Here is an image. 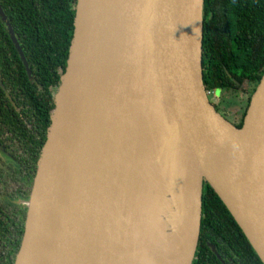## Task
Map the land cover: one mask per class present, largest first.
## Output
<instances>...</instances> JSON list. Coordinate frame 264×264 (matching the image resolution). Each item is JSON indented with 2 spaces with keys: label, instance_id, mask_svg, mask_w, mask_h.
<instances>
[{
  "label": "water",
  "instance_id": "water-1",
  "mask_svg": "<svg viewBox=\"0 0 264 264\" xmlns=\"http://www.w3.org/2000/svg\"><path fill=\"white\" fill-rule=\"evenodd\" d=\"M0 19L25 62L1 4ZM203 32L204 0H76L14 264H103L115 243L134 252L138 240L146 254L149 227L160 224L131 196L146 162L134 141L123 144L121 113L133 102L149 117L158 175L171 188L163 202L180 249L167 262L193 264L207 183L264 263V74L237 127L210 101Z\"/></svg>",
  "mask_w": 264,
  "mask_h": 264
},
{
  "label": "trees",
  "instance_id": "trees-1",
  "mask_svg": "<svg viewBox=\"0 0 264 264\" xmlns=\"http://www.w3.org/2000/svg\"><path fill=\"white\" fill-rule=\"evenodd\" d=\"M0 4L26 58L24 62L0 19V79L16 101L14 107L0 86V118L9 136L22 144L19 156L31 176L50 125L53 95L66 68L76 0H0ZM202 52L207 91L246 93L243 108L237 111L239 122H234L241 127L264 74V0H204ZM223 102L229 105L225 108L234 105L231 100ZM10 212L0 220V264H14L23 235L25 209L17 218ZM209 244L222 257L237 256L242 264H264L220 197L205 183L193 264H221ZM7 245L13 248L6 250Z\"/></svg>",
  "mask_w": 264,
  "mask_h": 264
},
{
  "label": "bare ground",
  "instance_id": "bare-ground-1",
  "mask_svg": "<svg viewBox=\"0 0 264 264\" xmlns=\"http://www.w3.org/2000/svg\"><path fill=\"white\" fill-rule=\"evenodd\" d=\"M195 32L197 33V26ZM121 114L125 119H128L123 125L126 127V132L122 136L123 144L133 145L132 141H134L136 149L145 154L146 159L142 175L138 176L132 186L131 196L135 205L138 204L142 216H148L149 222L152 216L157 220L160 224V231L155 222L149 227V238L142 243L146 254H142L141 241L139 240L138 248L134 252L121 248L115 243L112 249L105 251L103 264H122L124 259L129 264H171L167 260H170L173 255L179 257L180 238L174 235L175 233L170 228V223L172 222L170 219L172 215L171 209L166 208L163 202L164 196H170L171 188L168 186L169 189L166 190L161 176L158 175L156 158L158 154L150 136L149 117L143 107L136 102L126 106ZM131 133L133 137H131ZM132 151H135V149L133 148ZM173 154L175 155V153ZM143 203L148 204L149 214H146L142 208ZM153 209L157 210V212L153 213ZM157 230L160 234L157 233ZM160 235H163L160 241H155ZM174 247L177 248L178 252L174 253Z\"/></svg>",
  "mask_w": 264,
  "mask_h": 264
},
{
  "label": "flooded vegetation",
  "instance_id": "flooded-vegetation-1",
  "mask_svg": "<svg viewBox=\"0 0 264 264\" xmlns=\"http://www.w3.org/2000/svg\"><path fill=\"white\" fill-rule=\"evenodd\" d=\"M10 101L12 100L10 99ZM211 102L214 104L217 111H219V109L221 110L220 103ZM221 111L226 118L233 123L235 122L225 114L223 109ZM238 120L236 122H239ZM9 134V131H7L6 126L1 122L0 118V220L3 219L6 211H11L10 213H14V216L17 218L18 212L25 209L26 215V201L29 198L35 174V172L33 173V171H31V176L28 175L29 172L27 171L25 162L19 156L22 152V150H20L22 144L17 139H12ZM11 197H13V200H11ZM13 201H15V203ZM16 203L18 205H16ZM19 204L22 206V209ZM13 241L14 239L10 242L11 245ZM11 245H7L6 250H11L13 248ZM209 245L212 249V244ZM1 249L2 247H0V254L2 253ZM17 251L18 247L15 249V257ZM214 253L217 258L220 259L221 264H242L237 256L222 257V254L216 253L215 251Z\"/></svg>",
  "mask_w": 264,
  "mask_h": 264
},
{
  "label": "rangeland",
  "instance_id": "rangeland-1",
  "mask_svg": "<svg viewBox=\"0 0 264 264\" xmlns=\"http://www.w3.org/2000/svg\"><path fill=\"white\" fill-rule=\"evenodd\" d=\"M246 90H247L246 85L242 86V91L245 92ZM216 92L217 91H209L211 101H213L214 103H217V102L220 103L221 110L223 109L225 114H227L233 121H237L239 118V113L237 111L243 108L244 100L246 98V93L233 94L230 92H222V91L219 93L218 92L216 93ZM223 98L226 101L231 100V102L234 103V105L228 108H225L229 105L226 102L225 103L223 102L224 100ZM221 110L219 109L220 112H222ZM227 110H231V111L227 113ZM11 200H13V197H11Z\"/></svg>",
  "mask_w": 264,
  "mask_h": 264
}]
</instances>
